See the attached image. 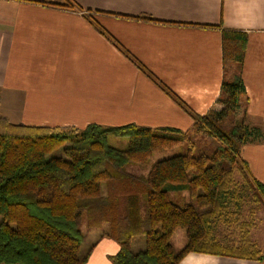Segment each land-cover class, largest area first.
Wrapping results in <instances>:
<instances>
[{"label":"trees","instance_id":"obj_1","mask_svg":"<svg viewBox=\"0 0 264 264\" xmlns=\"http://www.w3.org/2000/svg\"><path fill=\"white\" fill-rule=\"evenodd\" d=\"M61 5L85 11L74 0ZM247 44L246 32L223 31L226 78L219 106L205 115L193 113L140 66L190 113L194 123L188 131L135 123L32 126L0 115V264H86L103 237L120 246L111 257L115 264H179L192 252L264 261L250 231L264 208V184L241 155L246 144L264 142V131L248 117ZM111 137L128 139L127 147L111 145ZM177 147L185 151L157 161L146 174L128 170ZM57 151L62 154L52 155ZM233 228L240 229V240L225 244L218 233L228 235ZM180 229L187 241L176 250L172 240ZM87 232L97 233L98 240L84 252Z\"/></svg>","mask_w":264,"mask_h":264},{"label":"crops","instance_id":"obj_2","mask_svg":"<svg viewBox=\"0 0 264 264\" xmlns=\"http://www.w3.org/2000/svg\"><path fill=\"white\" fill-rule=\"evenodd\" d=\"M74 1L89 13L62 6L65 0H0V108L15 112L14 123L80 129L135 123L188 131L190 113L140 66L193 113L205 115L219 106L226 78L223 31L237 30L248 34L249 122L264 131V0ZM241 155L264 184V142L246 144ZM88 238L91 244L98 235ZM119 248L103 237L86 264H115L111 257ZM179 264L264 261L192 252Z\"/></svg>","mask_w":264,"mask_h":264},{"label":"rangeland","instance_id":"obj_3","mask_svg":"<svg viewBox=\"0 0 264 264\" xmlns=\"http://www.w3.org/2000/svg\"><path fill=\"white\" fill-rule=\"evenodd\" d=\"M3 112H5V113L3 114ZM0 115L7 116L10 119V121H12V122H15V120L17 118L14 111H12V112H9L8 110L5 111L3 107L0 108ZM110 144L115 146V147L124 149L127 147L128 139L111 137L110 138ZM184 151H185V148H182V147H177L174 149L165 150L161 153L155 154L146 166L130 165L128 167V170L133 172V173H136V174H146L150 170V168L153 166V164H155L157 161L164 159V158L174 156V155L179 154V153L184 152ZM61 154H62L61 151H57L52 155L58 156ZM104 190H105V188H104ZM173 197L175 198L176 194H173ZM248 207L249 206H247L245 209H248ZM254 218H256L255 224H254L256 227L250 228L251 236H252V239L255 240L264 251V208H262L260 211H258V213L256 214V216ZM245 220H248V213H246ZM82 229L84 232H86L85 225L82 226ZM238 230H240V229H238ZM238 230H236L235 228L230 229L228 235H225L226 232H223V230L219 231L218 234L220 236V240L223 241L224 243L226 242L225 244H236L240 240V235H239ZM90 241L83 246L84 252L87 249V247L89 246L88 244L90 243ZM186 241H187L186 231L183 229L178 230L175 233L173 240H172L173 245H174L176 250H180L181 248H183L186 244Z\"/></svg>","mask_w":264,"mask_h":264}]
</instances>
